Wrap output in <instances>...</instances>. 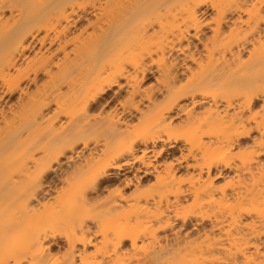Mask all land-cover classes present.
I'll list each match as a JSON object with an SVG mask.
<instances>
[{"label": "bare ground", "instance_id": "1", "mask_svg": "<svg viewBox=\"0 0 264 264\" xmlns=\"http://www.w3.org/2000/svg\"><path fill=\"white\" fill-rule=\"evenodd\" d=\"M0 264H264V0H0Z\"/></svg>", "mask_w": 264, "mask_h": 264}, {"label": "rangeland", "instance_id": "2", "mask_svg": "<svg viewBox=\"0 0 264 264\" xmlns=\"http://www.w3.org/2000/svg\"><path fill=\"white\" fill-rule=\"evenodd\" d=\"M149 79H150V81L153 80V75L150 73L148 74V81H149Z\"/></svg>", "mask_w": 264, "mask_h": 264}]
</instances>
